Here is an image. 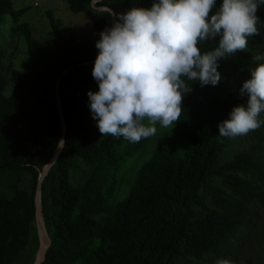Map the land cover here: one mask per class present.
<instances>
[{"label":"trees","instance_id":"obj_1","mask_svg":"<svg viewBox=\"0 0 264 264\" xmlns=\"http://www.w3.org/2000/svg\"><path fill=\"white\" fill-rule=\"evenodd\" d=\"M65 1L71 11L92 19L99 38L111 26L109 10L92 7V0ZM153 2L101 0L96 5L111 8L115 20L133 6L147 8ZM222 2L216 0L210 15ZM21 11L11 0H0V18ZM46 13L53 33L46 46L26 24L14 27L23 34L30 62L26 71L10 70L9 95L2 93L6 79L0 65V264H14L30 238L33 260L35 188L62 135L56 84L66 69L58 83L65 142L41 188L51 238L42 264H235L238 248L244 237L256 235L264 210V123L243 136L248 145L239 144L229 159L225 148L231 143L221 140L218 125L234 106L247 105V93L241 95L240 89L250 70L264 62L252 59L264 55V4L257 11L263 27L248 38L245 51L218 60L217 85L186 80L191 90L168 131L184 146L155 151L131 176L120 175L121 167L145 151L148 138L133 143L101 137L87 95L98 91L92 68L99 50L63 34L59 20ZM218 40L202 42L201 52L214 50ZM258 239L264 248V238Z\"/></svg>","mask_w":264,"mask_h":264},{"label":"clouds","instance_id":"obj_2","mask_svg":"<svg viewBox=\"0 0 264 264\" xmlns=\"http://www.w3.org/2000/svg\"><path fill=\"white\" fill-rule=\"evenodd\" d=\"M261 4L264 0H223L210 15L216 0H154L151 7L118 14L99 34L92 68L98 91L87 93L101 137L136 143L154 136L157 123L177 122L191 90L186 80L218 84V60L245 51L248 38L259 33ZM216 37L218 46L202 53L199 45ZM252 59L264 61V55ZM250 72L240 89L247 93V105L234 106L219 123L221 137L245 136L264 123V62Z\"/></svg>","mask_w":264,"mask_h":264},{"label":"rangeland","instance_id":"obj_3","mask_svg":"<svg viewBox=\"0 0 264 264\" xmlns=\"http://www.w3.org/2000/svg\"><path fill=\"white\" fill-rule=\"evenodd\" d=\"M14 10H22L18 15L5 13L0 18V65L1 72L5 76L6 84L2 90L4 95H9L12 92L13 85L9 76L11 69L26 71L30 62V57L27 52V47L24 41L23 34L14 27L18 24H26L32 35L38 39L43 45H48L52 39L53 33L50 26L47 11H51L54 18L60 22L61 32L65 35L73 34L80 40L87 41L95 46L100 39L93 24L92 19L85 12L75 13L71 11L65 0H11ZM258 29H262L263 24H257ZM96 47V46H95ZM157 132L154 136L148 138V144L145 151L140 155L131 157L125 165L121 167L120 175L129 173L131 176L142 161L148 159L155 151H169L171 149H181L184 144L179 143L169 133L170 126L162 127L156 125ZM224 142L230 141L231 146L225 148L227 158H231L238 149L239 144L243 143V136L235 138L221 137ZM239 147V148H238ZM224 159V157H222ZM257 229L254 233H250L243 244L238 248L235 264H264V248L261 247V241L258 238H264V210L259 211V220ZM32 239L22 255L14 264H29L32 260L33 248ZM34 257V255H33Z\"/></svg>","mask_w":264,"mask_h":264},{"label":"water","instance_id":"obj_4","mask_svg":"<svg viewBox=\"0 0 264 264\" xmlns=\"http://www.w3.org/2000/svg\"><path fill=\"white\" fill-rule=\"evenodd\" d=\"M99 1H101V0H92L91 6L98 9V10H109L113 13L112 9L109 8L108 6L96 5V2H99ZM113 21H114V15H112V23H113ZM90 62H92V61H90ZM67 70L68 69H66L63 73H61L57 77V84H56V86H57V88H56V102H57V108H58V112H59V119H60V124H61L62 135L59 139V142L57 144V147H56L54 153L49 158L47 163L43 166L42 170L39 172L37 184H36V188H35V195H34L35 228H36V235H37V239H38V244H37L36 251L34 253L33 260L29 264H42V262L45 260L47 249L51 243V238L48 234L44 215L42 212L41 188H42V183H43L44 178L46 177V175L48 174L53 163L57 159V157H58L59 153L61 152V149L64 145V142H65L66 121H65V116L63 113V109H62V105H61V101H60V96H59V92H58V83H59L62 75Z\"/></svg>","mask_w":264,"mask_h":264}]
</instances>
